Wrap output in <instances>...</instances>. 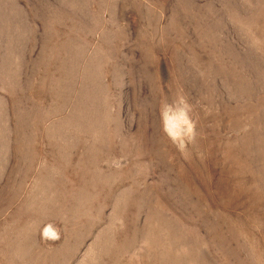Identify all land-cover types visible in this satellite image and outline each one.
Segmentation results:
<instances>
[{
    "label": "rangeland",
    "instance_id": "obj_1",
    "mask_svg": "<svg viewBox=\"0 0 264 264\" xmlns=\"http://www.w3.org/2000/svg\"><path fill=\"white\" fill-rule=\"evenodd\" d=\"M0 264H264V0H0Z\"/></svg>",
    "mask_w": 264,
    "mask_h": 264
},
{
    "label": "clouds",
    "instance_id": "obj_2",
    "mask_svg": "<svg viewBox=\"0 0 264 264\" xmlns=\"http://www.w3.org/2000/svg\"><path fill=\"white\" fill-rule=\"evenodd\" d=\"M193 105L183 90L177 92L175 98L169 102L163 101L159 107V116L163 133L183 152L188 144L194 143L197 138V125L192 117ZM113 165L121 166L119 160H114ZM45 240L57 241L60 239L59 229L52 224L46 225L41 232Z\"/></svg>",
    "mask_w": 264,
    "mask_h": 264
}]
</instances>
